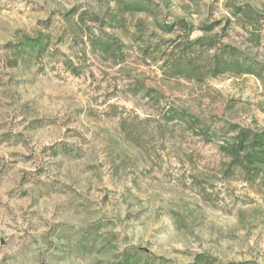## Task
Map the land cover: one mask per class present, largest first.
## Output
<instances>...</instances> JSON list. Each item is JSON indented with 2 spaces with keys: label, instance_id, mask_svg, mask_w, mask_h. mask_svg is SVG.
<instances>
[{
  "label": "rangeland",
  "instance_id": "374dc122",
  "mask_svg": "<svg viewBox=\"0 0 264 264\" xmlns=\"http://www.w3.org/2000/svg\"><path fill=\"white\" fill-rule=\"evenodd\" d=\"M0 264H264V0H0Z\"/></svg>",
  "mask_w": 264,
  "mask_h": 264
},
{
  "label": "trees",
  "instance_id": "16d2710c",
  "mask_svg": "<svg viewBox=\"0 0 264 264\" xmlns=\"http://www.w3.org/2000/svg\"><path fill=\"white\" fill-rule=\"evenodd\" d=\"M37 44H38V46H40L41 47V45H42V42H43V39H39V40H37Z\"/></svg>",
  "mask_w": 264,
  "mask_h": 264
}]
</instances>
